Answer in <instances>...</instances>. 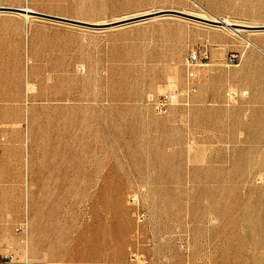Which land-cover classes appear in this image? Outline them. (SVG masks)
I'll return each mask as SVG.
<instances>
[{
  "label": "rangeland",
  "instance_id": "374dc122",
  "mask_svg": "<svg viewBox=\"0 0 264 264\" xmlns=\"http://www.w3.org/2000/svg\"><path fill=\"white\" fill-rule=\"evenodd\" d=\"M0 7L95 24L0 11V264H264V28L102 26L264 27V0Z\"/></svg>",
  "mask_w": 264,
  "mask_h": 264
},
{
  "label": "water",
  "instance_id": "95a60500",
  "mask_svg": "<svg viewBox=\"0 0 264 264\" xmlns=\"http://www.w3.org/2000/svg\"><path fill=\"white\" fill-rule=\"evenodd\" d=\"M0 11H2V12H15V13H28L31 16L47 17V18H53V19L62 20V21H69V22H73V23H83V24H87V25H95V24H88V23H85V22H80V21L71 20V19H67V18H62V17H58V16H51V15H48V14H43V13L36 12L34 10L28 12L24 8L0 7ZM168 14H180V15H183V16H186V17H189V18H193V19H196V20H199V21L206 22L208 24H213V25H217V26H227L230 29L240 28L241 30L256 31L258 29L264 28L263 26H252V25H244V24H238V23H235L233 25H227V24H224V22H222L221 20L214 21V20H210L208 18H202V17H199V16L187 14V13H184V12H181V11H177V10L155 11V12H152L151 14H149L147 16L135 17V18L132 17V18H128V19H125V20L114 21V22H110V23H107V24H103L102 26H104V27L121 26V25L132 23V22H137V21L146 20V19H149V18L163 16V15H168Z\"/></svg>",
  "mask_w": 264,
  "mask_h": 264
},
{
  "label": "built area",
  "instance_id": "2783aa9c",
  "mask_svg": "<svg viewBox=\"0 0 264 264\" xmlns=\"http://www.w3.org/2000/svg\"><path fill=\"white\" fill-rule=\"evenodd\" d=\"M206 58L200 56L197 52H193L188 58V77L190 80L196 78V68L201 66ZM197 91V86L192 83L186 92V104H190L191 95ZM180 93L171 92L158 97H153L150 101L152 108L160 115H169L172 110L179 104Z\"/></svg>",
  "mask_w": 264,
  "mask_h": 264
},
{
  "label": "bare ground",
  "instance_id": "6f19581e",
  "mask_svg": "<svg viewBox=\"0 0 264 264\" xmlns=\"http://www.w3.org/2000/svg\"><path fill=\"white\" fill-rule=\"evenodd\" d=\"M26 10L29 12V11H33L32 9L30 8H26ZM152 12H149V13H145V14H141L139 16H135V17H142V16H147L149 14H151ZM21 14V13H20ZM23 15L26 17V18H29L31 15L28 14V13H23ZM133 17V18H135ZM132 18V17H131ZM202 18H208V17H202ZM30 19V18H29ZM210 20H214V21H218V20H221L222 22H224V24H227V25H233L235 24V22H233L232 20L228 19V18H222V19H219L217 18V16H213L211 18H208ZM223 28H228L227 26H221ZM230 29V28H229ZM232 31L236 32V33H241V29L240 28H236V29H232ZM245 38V37H244ZM246 40V39H245ZM248 40V39H247ZM249 43H252L250 40H248Z\"/></svg>",
  "mask_w": 264,
  "mask_h": 264
}]
</instances>
